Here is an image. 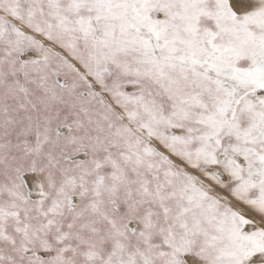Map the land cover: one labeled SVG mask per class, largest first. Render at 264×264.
<instances>
[{"label": "snow or ice", "instance_id": "snow-or-ice-1", "mask_svg": "<svg viewBox=\"0 0 264 264\" xmlns=\"http://www.w3.org/2000/svg\"><path fill=\"white\" fill-rule=\"evenodd\" d=\"M0 264H264V0H0Z\"/></svg>", "mask_w": 264, "mask_h": 264}]
</instances>
